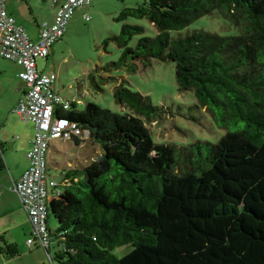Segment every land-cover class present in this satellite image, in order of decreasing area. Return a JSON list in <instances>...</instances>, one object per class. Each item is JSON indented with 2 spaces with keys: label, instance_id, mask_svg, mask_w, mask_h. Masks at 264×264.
<instances>
[{
  "label": "trees",
  "instance_id": "trees-1",
  "mask_svg": "<svg viewBox=\"0 0 264 264\" xmlns=\"http://www.w3.org/2000/svg\"><path fill=\"white\" fill-rule=\"evenodd\" d=\"M217 11L235 33L195 29L175 36ZM130 17L146 18L158 33L146 35L145 26L125 22L105 40L106 46L117 42L119 59L88 74L98 91L112 83L125 111L92 101L84 110L56 108L57 116L88 129L102 151L86 166L65 168V184L56 186L64 185L69 198L51 207L53 262L264 264V0H141L117 20ZM153 59L175 63L179 91L192 90L196 106L226 130L216 142L153 139L146 120L166 109L112 74L134 72L139 61L146 67ZM125 245L132 249L115 253ZM0 248L6 257L20 254L12 243Z\"/></svg>",
  "mask_w": 264,
  "mask_h": 264
},
{
  "label": "rangeland",
  "instance_id": "rangeland-1",
  "mask_svg": "<svg viewBox=\"0 0 264 264\" xmlns=\"http://www.w3.org/2000/svg\"><path fill=\"white\" fill-rule=\"evenodd\" d=\"M19 1L23 6L19 17L25 21L26 26L34 23L35 18L41 25L47 21L44 20V16H48L52 11L50 8L52 0H8L14 5ZM139 1L141 0H92L89 6L78 8L68 23V32L60 41L61 46L56 57L50 56L48 59L38 60L40 69L44 68L57 73V83H60L64 99L67 97L70 101L73 99L78 101L79 96L84 99V103L78 101L77 110H84L86 104L92 101L113 111H125V108L114 98L113 84L107 83L103 85V91H98L91 84L88 74L97 67L119 59L122 51L117 42L110 40L106 46L105 40L120 34L125 22L145 26L144 34L146 35L155 36L158 33L157 27L146 18L130 17L127 21L117 20L124 7L133 6ZM28 7H31V12L28 11ZM84 12L90 15L89 20L84 18ZM24 15H27L26 18H22ZM195 29H205L219 34L235 33L237 30L226 16L217 11L198 18L183 30L175 32V36H186ZM138 39L139 36L133 37L130 45L135 46ZM6 60L0 55V62ZM100 74L104 75L105 72L101 71ZM112 74L126 77L130 88L149 95L154 104L166 109L162 116L146 120L156 142L177 145H186L197 140L216 142L225 133L226 130L213 121L206 107L196 106L197 99L192 90L179 91L175 63L153 59L151 65L145 67L144 63L139 61L138 68L134 72L119 69L114 70ZM76 93H79V96L72 97ZM52 142L66 152L60 156L66 164L67 160L72 159L75 162L78 158L81 161L79 163L86 166L102 151L98 143H92L88 138H85L80 145L72 139L63 138H55ZM51 171L57 179L61 178V172L55 167L51 166ZM50 216V224L55 228L57 222L52 210H50ZM30 236L31 232L28 237ZM7 237H0V247L10 242ZM39 249L44 252L43 255L47 256V264H57L56 261L52 262L43 247ZM55 249L56 246L51 248L52 255ZM131 249L129 245L120 246L115 249V253L123 255ZM20 258L22 259L19 260L25 262L24 264H42L41 259H43L31 255L23 256L22 252ZM28 258L32 259L28 260Z\"/></svg>",
  "mask_w": 264,
  "mask_h": 264
},
{
  "label": "built area",
  "instance_id": "built-area-1",
  "mask_svg": "<svg viewBox=\"0 0 264 264\" xmlns=\"http://www.w3.org/2000/svg\"><path fill=\"white\" fill-rule=\"evenodd\" d=\"M60 1V2H59ZM92 0H52L59 4L52 22L40 25L39 38L31 39L25 28L16 22L7 9V0H0V47L1 55L22 65L19 76L25 81L26 90L16 106V112L31 120L35 126L32 147L29 150V168L18 180L13 190L28 212L32 223L31 236L27 238L29 248H50L51 230L47 224V198L49 188L58 182L49 175V150L55 138L65 140L73 136L88 138L89 130L65 116H57L56 108L68 110L71 101L64 99L56 89L57 73L42 72L37 68V59L49 55L53 44L65 33L75 11L87 7ZM84 18L91 17L84 13Z\"/></svg>",
  "mask_w": 264,
  "mask_h": 264
},
{
  "label": "crops",
  "instance_id": "crops-1",
  "mask_svg": "<svg viewBox=\"0 0 264 264\" xmlns=\"http://www.w3.org/2000/svg\"><path fill=\"white\" fill-rule=\"evenodd\" d=\"M22 7L23 6L20 1L16 5H14L7 0V9L15 17L16 22L25 28L31 39L37 40L39 38L40 22L37 18H35L34 23H32L30 26H26L25 21H22V19L19 17ZM58 7L59 4L54 5L51 3L50 8L52 11L48 16H44V20L52 22ZM30 8L31 7L27 8L29 12H31ZM26 16L27 15H24L22 18H26ZM68 25L65 33L68 32ZM63 36L58 41H56L57 43L55 42L53 44L51 51L47 57L37 59V68L40 71L54 72L52 70H47L44 68L40 69L38 60L48 59L50 58V56L56 57L58 50L60 49V41L63 39ZM5 59H7L5 62H0V158L3 161V165L0 167V237L8 236L9 238H7L10 241L9 243L17 245L18 249L20 250V254L15 257H6L1 253L0 250V264H21V262L22 264H24L25 262L19 260L22 259L20 258L21 252L23 256L31 255L32 257H41L43 258L41 259L42 264H47V256H45V254L43 255L44 252L39 249L41 246H35L37 248L34 247L35 249H30L27 244V238L31 232L32 223L28 212L21 203L17 193L12 188L14 181L21 178L24 172L29 168L30 160L28 157V153L32 147V139L35 132V126L31 120L24 118L15 110L20 98L24 95L26 90L25 81L19 76V72L22 70V65H20L15 60H11L8 58ZM57 81L55 84L56 89L58 93L63 97L59 85L60 83H57ZM77 95L79 96V93H76L72 97H76ZM78 98V101L80 103H84V99H81L80 96ZM66 99L68 100L67 97ZM78 101L74 99L71 100V106L73 108H77L79 103ZM62 154H66V152L57 147L55 142H52L48 156V171L49 175L57 182H59V184H65V182L63 181V172H65V168H67L68 166L73 167L75 165L82 164L79 163L81 161H79L78 158L75 162L72 159H69L67 160L66 164L60 158ZM50 165L61 172L60 179H57L56 175L53 174ZM67 198L69 197L64 188V185L63 187L59 186L58 189L50 187L47 198L50 210L54 201L63 202L66 201ZM50 219L51 216L49 212L48 224L50 229L52 230L54 228L50 224ZM53 245L56 246V243L53 242L49 250L44 248L52 262L54 253L53 255L51 254V248L54 247ZM30 259L32 258H28V260Z\"/></svg>",
  "mask_w": 264,
  "mask_h": 264
}]
</instances>
